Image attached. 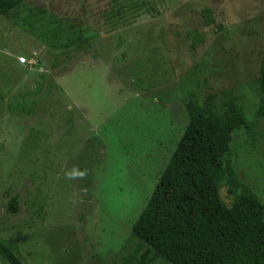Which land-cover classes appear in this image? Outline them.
I'll use <instances>...</instances> for the list:
<instances>
[{"label":"rangeland","instance_id":"obj_1","mask_svg":"<svg viewBox=\"0 0 264 264\" xmlns=\"http://www.w3.org/2000/svg\"><path fill=\"white\" fill-rule=\"evenodd\" d=\"M263 51L264 0H24L0 15V237L27 264H133L131 226L193 112L230 101L249 122L233 166L264 205Z\"/></svg>","mask_w":264,"mask_h":264},{"label":"trees","instance_id":"obj_2","mask_svg":"<svg viewBox=\"0 0 264 264\" xmlns=\"http://www.w3.org/2000/svg\"><path fill=\"white\" fill-rule=\"evenodd\" d=\"M24 0H0V15ZM204 18L211 23L207 11ZM196 42H201L197 37ZM50 67L68 71L75 61L65 54ZM81 56V55H79ZM260 98L257 112L264 116V51L259 66ZM249 127L234 101L222 113L193 112L147 204L131 226L136 247L126 262L151 264H264V205L244 184L233 166L231 135ZM227 186L230 206L219 189ZM7 211L18 212L16 198ZM0 256L9 264H27L18 246L0 237Z\"/></svg>","mask_w":264,"mask_h":264},{"label":"built area","instance_id":"obj_3","mask_svg":"<svg viewBox=\"0 0 264 264\" xmlns=\"http://www.w3.org/2000/svg\"><path fill=\"white\" fill-rule=\"evenodd\" d=\"M19 63L25 64L26 63V59L24 57H20L19 58Z\"/></svg>","mask_w":264,"mask_h":264}]
</instances>
